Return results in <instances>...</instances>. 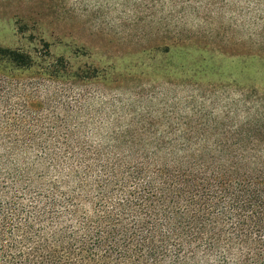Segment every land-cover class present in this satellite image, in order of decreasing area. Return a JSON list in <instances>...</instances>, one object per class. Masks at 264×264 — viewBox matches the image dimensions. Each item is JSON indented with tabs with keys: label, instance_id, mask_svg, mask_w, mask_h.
I'll list each match as a JSON object with an SVG mask.
<instances>
[{
	"label": "trees",
	"instance_id": "16d2710c",
	"mask_svg": "<svg viewBox=\"0 0 264 264\" xmlns=\"http://www.w3.org/2000/svg\"><path fill=\"white\" fill-rule=\"evenodd\" d=\"M91 76L0 47V85ZM249 114L251 109L247 108ZM133 124L72 152L0 162V264H264V108Z\"/></svg>",
	"mask_w": 264,
	"mask_h": 264
},
{
	"label": "rangeland",
	"instance_id": "374dc122",
	"mask_svg": "<svg viewBox=\"0 0 264 264\" xmlns=\"http://www.w3.org/2000/svg\"><path fill=\"white\" fill-rule=\"evenodd\" d=\"M0 47L91 76L72 88L25 72L18 93L0 85V162L35 167L72 152L66 139L96 146L131 124L264 108V0H0Z\"/></svg>",
	"mask_w": 264,
	"mask_h": 264
}]
</instances>
